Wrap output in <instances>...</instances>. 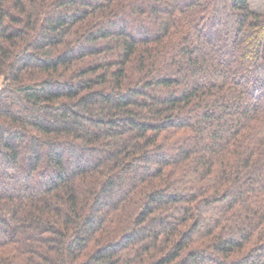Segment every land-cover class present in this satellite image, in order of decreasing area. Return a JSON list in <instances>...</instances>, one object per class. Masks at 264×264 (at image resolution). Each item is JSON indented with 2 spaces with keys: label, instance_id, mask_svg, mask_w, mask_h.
Wrapping results in <instances>:
<instances>
[{
  "label": "trees",
  "instance_id": "trees-1",
  "mask_svg": "<svg viewBox=\"0 0 264 264\" xmlns=\"http://www.w3.org/2000/svg\"><path fill=\"white\" fill-rule=\"evenodd\" d=\"M0 264H264V0H0Z\"/></svg>",
  "mask_w": 264,
  "mask_h": 264
}]
</instances>
